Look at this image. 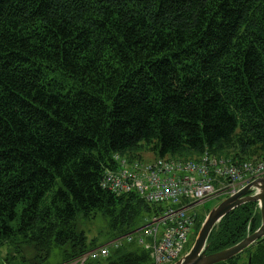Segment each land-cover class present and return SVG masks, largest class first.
<instances>
[{"label":"trees","instance_id":"1","mask_svg":"<svg viewBox=\"0 0 264 264\" xmlns=\"http://www.w3.org/2000/svg\"><path fill=\"white\" fill-rule=\"evenodd\" d=\"M143 150L264 160V0H0V247L21 255L0 264L77 258L96 245L78 218L104 216L116 237L163 212L100 186L112 155ZM260 224L257 203L241 205L207 254ZM84 264L151 259L127 244ZM217 264H264V238Z\"/></svg>","mask_w":264,"mask_h":264},{"label":"built area","instance_id":"2","mask_svg":"<svg viewBox=\"0 0 264 264\" xmlns=\"http://www.w3.org/2000/svg\"><path fill=\"white\" fill-rule=\"evenodd\" d=\"M113 162V167L102 174V189L116 195L135 192L149 205H165V209L64 264L103 259L111 250L127 244L148 251L152 264H172L187 251L189 233L197 216L195 206L233 195L264 176V161L234 164L230 159L213 157L207 152L197 160L187 161L128 160L114 154Z\"/></svg>","mask_w":264,"mask_h":264},{"label":"water","instance_id":"3","mask_svg":"<svg viewBox=\"0 0 264 264\" xmlns=\"http://www.w3.org/2000/svg\"><path fill=\"white\" fill-rule=\"evenodd\" d=\"M254 202L260 210L261 224L252 233H248L240 242L223 250L207 254V241L211 231L230 212L241 205ZM264 238V176L247 184L240 191L216 204L203 219L189 251L172 264H217L227 261Z\"/></svg>","mask_w":264,"mask_h":264},{"label":"rangeland","instance_id":"4","mask_svg":"<svg viewBox=\"0 0 264 264\" xmlns=\"http://www.w3.org/2000/svg\"><path fill=\"white\" fill-rule=\"evenodd\" d=\"M140 153L142 155L143 160L149 161L151 158H153L152 154L149 153L148 151L143 150ZM218 158L228 159L226 157H218ZM259 162H262V161H259ZM219 201L218 199H210L204 202L203 204L195 206L194 209L198 213L199 217L205 218V216L208 213L207 211L208 210L210 211L216 204L219 203ZM108 222H109L108 218L101 216V215H97V217H95L92 220H84V219L78 218L76 220V226L79 232H84L88 244L92 241L96 243V245L92 247V248H96L106 243L110 239H112L110 237L111 229H110ZM197 231H198V227H197V223H195L192 226L191 231L189 233V241H192L193 238L195 239ZM23 248H24L23 250L24 255L27 259H31V257L35 255L36 253V251L32 249L30 246L23 247ZM9 254L17 258L21 256L14 252H10L8 250L7 245H3L0 247V262L1 261L3 262L4 258ZM54 260L55 259L53 258L51 262L54 263Z\"/></svg>","mask_w":264,"mask_h":264},{"label":"bare ground","instance_id":"5","mask_svg":"<svg viewBox=\"0 0 264 264\" xmlns=\"http://www.w3.org/2000/svg\"><path fill=\"white\" fill-rule=\"evenodd\" d=\"M112 159H113V155H112Z\"/></svg>","mask_w":264,"mask_h":264}]
</instances>
